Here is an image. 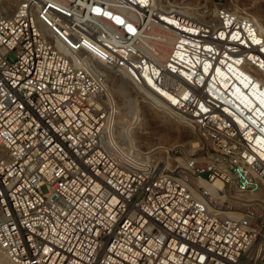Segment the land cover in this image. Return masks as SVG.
<instances>
[{
	"label": "built area",
	"instance_id": "built-area-1",
	"mask_svg": "<svg viewBox=\"0 0 264 264\" xmlns=\"http://www.w3.org/2000/svg\"><path fill=\"white\" fill-rule=\"evenodd\" d=\"M172 1L0 0L9 264H264V30ZM116 80L190 137H119Z\"/></svg>",
	"mask_w": 264,
	"mask_h": 264
},
{
	"label": "bare ground",
	"instance_id": "bare-ground-1",
	"mask_svg": "<svg viewBox=\"0 0 264 264\" xmlns=\"http://www.w3.org/2000/svg\"><path fill=\"white\" fill-rule=\"evenodd\" d=\"M171 6L187 15L195 12L194 7L190 8L183 4L178 5L175 1H172ZM260 25L264 30V25L261 22ZM234 88L238 91L235 86ZM112 92L118 99L119 104V114L116 120L119 137L127 138L125 134V124L131 120L137 108L143 113V117L131 136L134 135L139 137L145 146L151 144L153 141L169 144L175 143L182 141L184 135H191L190 131L186 128L185 122L179 117L174 118L175 116H167L163 113L154 112L148 101L144 98H140L138 102H136L133 91L122 80H116L114 82ZM170 117H173L174 120L173 118L170 119ZM1 261L5 262L6 260L3 258Z\"/></svg>",
	"mask_w": 264,
	"mask_h": 264
},
{
	"label": "rangeland",
	"instance_id": "rangeland-1",
	"mask_svg": "<svg viewBox=\"0 0 264 264\" xmlns=\"http://www.w3.org/2000/svg\"><path fill=\"white\" fill-rule=\"evenodd\" d=\"M206 1L210 2L212 0H176V4H183L184 6L188 5H194L196 3L200 4L201 2ZM245 6H248V8L252 11L253 14L260 20V22L264 25V0H240ZM186 4V5H185ZM189 7V6H188ZM191 8V7H190ZM118 100V99H117ZM120 101V100H119ZM151 128H154L153 126H150ZM157 127V126H156ZM190 137V134L184 135L182 137V140ZM4 256L0 253V264H9L6 260L5 262H2L1 259H3Z\"/></svg>",
	"mask_w": 264,
	"mask_h": 264
}]
</instances>
